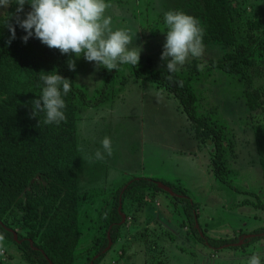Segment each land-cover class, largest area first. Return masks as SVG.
<instances>
[{"label": "rangeland", "instance_id": "1", "mask_svg": "<svg viewBox=\"0 0 264 264\" xmlns=\"http://www.w3.org/2000/svg\"><path fill=\"white\" fill-rule=\"evenodd\" d=\"M114 28L136 32L133 46L141 47L139 66L146 70L166 68L160 55L167 31L164 12L183 11L196 17L204 29L200 0H107ZM229 16L237 40L246 41V21L258 19L264 29V0H228ZM15 3L0 7V15L15 17ZM30 11L24 5L23 19ZM204 54L190 58L179 73L192 86L196 108L226 130V165L231 187L212 173V143L201 142L186 119L177 99L150 81L136 78L127 68L120 70L102 101L94 106L78 104L76 112L77 147L88 164L79 175V239L74 249L76 264H82L98 251V264H247L258 253L264 261V238L247 242L249 231L264 224V211L244 199L259 197L264 202L262 170L255 149L252 126L264 120V48L254 53L253 64L244 79L210 65L209 60L231 50L233 45L205 41ZM75 84L89 98L97 96L107 69L75 58ZM203 64L204 69L198 70ZM247 92L257 97L258 107L250 110ZM112 140L113 154L103 161L90 162L101 140ZM132 176L157 177L181 183L197 202V221L210 236H231L235 248L223 245L217 250L199 241L181 205L166 190L147 191L141 205L126 201L122 226L115 243L100 249L103 229L97 222L105 197ZM233 187L236 188L232 189ZM238 243V244H237ZM253 244L250 249L249 244ZM0 264H27L16 245L5 239ZM98 255V254H97ZM95 255V257L97 256Z\"/></svg>", "mask_w": 264, "mask_h": 264}, {"label": "trees", "instance_id": "2", "mask_svg": "<svg viewBox=\"0 0 264 264\" xmlns=\"http://www.w3.org/2000/svg\"><path fill=\"white\" fill-rule=\"evenodd\" d=\"M200 2L205 20L204 40L233 45L231 50L210 59V65L243 80L248 67L253 64L255 51L264 48V29H261L260 21H246V41L241 42L237 40L229 16L228 0ZM8 24L15 28V39L10 44L7 43L10 37ZM24 35L26 33L16 24L15 17L0 15V235L16 245L27 264H76L74 249L79 239L78 212L82 201L79 175L88 166L77 147V107L78 104H99L125 67L136 78L150 81L177 99L194 128V135L201 142L212 143L210 167L213 175L231 187L225 157L226 144H229L226 130L197 111L195 92L179 73L169 74L166 68L146 70L139 65H119L116 70H107L97 96L92 99L76 86L75 70H69L67 66V61L75 60V57L49 49L35 37L25 43L21 40ZM52 71L72 81L71 91L62 97L67 119L59 125H45L43 112L37 116L31 114V101L39 98L44 86L39 77ZM180 80L182 87L177 86ZM246 104L250 110L259 105L257 97L249 92ZM252 133L264 190V120L252 126ZM165 187L181 205L199 241L214 250L223 245L235 248V237L205 233L197 221V202L179 181L132 176L105 197L98 210V226L104 231L100 249H104L109 241H117L126 201L141 205L147 191H164ZM232 189L236 190L235 187ZM242 202L264 211V202L257 196ZM249 232L250 236L243 244L264 238V224ZM95 255L82 264H98L103 253L98 251Z\"/></svg>", "mask_w": 264, "mask_h": 264}, {"label": "clouds", "instance_id": "3", "mask_svg": "<svg viewBox=\"0 0 264 264\" xmlns=\"http://www.w3.org/2000/svg\"><path fill=\"white\" fill-rule=\"evenodd\" d=\"M12 3L17 5L15 22L26 35L21 40L27 43L30 37H35L49 49H56L62 55L83 58L95 62L97 66L111 71L119 65H138L141 47L133 46L136 32L128 28H114L110 15H106L111 7L107 0H0V7L7 8ZM30 5V11L23 19L19 14L24 11V5ZM165 42L160 55L165 62L169 74L176 73L190 58H200L204 54V29L200 21L183 11L168 10L164 12ZM10 37L7 43L15 39V28L7 25ZM69 70H75V60L67 61ZM203 70L204 65L197 66ZM45 73V72H44ZM43 82L41 95L31 101L32 115L43 112V123L59 125L66 121L63 111L66 107L62 98L72 88V81L52 71L41 74ZM171 80L172 76L169 75ZM182 87L183 81H177ZM103 151L97 149L89 161H103L105 156L113 154L112 140L105 136L101 140ZM5 237L0 235V255L4 253ZM247 264H264L262 257L254 253L247 259Z\"/></svg>", "mask_w": 264, "mask_h": 264}, {"label": "water", "instance_id": "4", "mask_svg": "<svg viewBox=\"0 0 264 264\" xmlns=\"http://www.w3.org/2000/svg\"><path fill=\"white\" fill-rule=\"evenodd\" d=\"M165 190L166 191H168L171 195H173L169 190H168V188L167 187H165ZM122 220V219H121ZM197 225V224H196ZM248 236H250V234H248ZM15 237H16V235H15ZM109 243H110V241H109ZM109 243L107 244V246H106V248L109 246ZM235 244V243H234ZM238 244V243H237Z\"/></svg>", "mask_w": 264, "mask_h": 264}, {"label": "crops", "instance_id": "5", "mask_svg": "<svg viewBox=\"0 0 264 264\" xmlns=\"http://www.w3.org/2000/svg\"><path fill=\"white\" fill-rule=\"evenodd\" d=\"M252 246H253V244L251 243V244H249V246H248V247L251 249V248H252Z\"/></svg>", "mask_w": 264, "mask_h": 264}, {"label": "built area", "instance_id": "6", "mask_svg": "<svg viewBox=\"0 0 264 264\" xmlns=\"http://www.w3.org/2000/svg\"><path fill=\"white\" fill-rule=\"evenodd\" d=\"M264 240V239H263Z\"/></svg>", "mask_w": 264, "mask_h": 264}]
</instances>
